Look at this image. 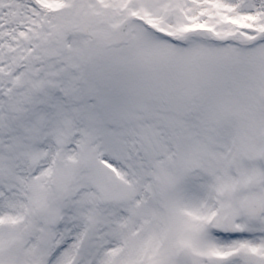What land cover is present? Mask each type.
Instances as JSON below:
<instances>
[{"label": "snow or ice", "instance_id": "1", "mask_svg": "<svg viewBox=\"0 0 264 264\" xmlns=\"http://www.w3.org/2000/svg\"><path fill=\"white\" fill-rule=\"evenodd\" d=\"M0 264H264V0H0Z\"/></svg>", "mask_w": 264, "mask_h": 264}]
</instances>
